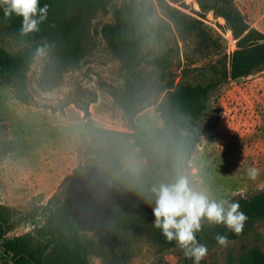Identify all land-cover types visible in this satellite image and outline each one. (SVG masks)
Segmentation results:
<instances>
[{"label":"rangeland","instance_id":"rangeland-1","mask_svg":"<svg viewBox=\"0 0 264 264\" xmlns=\"http://www.w3.org/2000/svg\"><path fill=\"white\" fill-rule=\"evenodd\" d=\"M127 1L115 0L114 4L119 6ZM134 1L141 5L144 33L148 35L141 52L143 63L137 69L148 99L160 100L166 87L176 88L180 82L206 84L211 77L209 66L218 59L215 52L199 46L193 36L182 42L157 0ZM161 1L203 23L212 39L218 34L217 43L225 47L226 57L235 50V40L224 19L213 12H204L199 0ZM235 2L250 27L264 34V0ZM110 21L109 12H100L91 20L83 40V53L73 68H59L51 49L35 56L24 85L27 104L19 102L13 90L0 83V122L7 126L9 138L17 144V150L0 162V204L23 215L44 205L62 179L83 160L79 152L82 142L87 141L83 113L79 110L83 107H88L98 127L131 133L133 138L150 137L162 126L151 106L137 116L138 130L131 132L122 110L113 102V94L122 91L123 80L120 64L100 34L101 26ZM152 25L160 27L159 34H148ZM0 47L10 52L19 48L1 24ZM163 56L169 61L165 67L148 63ZM94 98L96 103L90 104ZM45 105L59 112L53 113ZM194 129L199 143L188 167L178 171V179L185 178L191 187L206 190L213 199L235 201L264 190V70L223 81L207 98L206 110ZM250 168L257 169L255 179L248 176ZM123 171L126 177L142 175L152 171L151 162L136 149L124 161ZM113 203H106L102 214L87 220L79 231L88 246L85 264H193L175 244L155 238L154 223L127 230L125 249L115 239L106 240ZM43 221L44 216L38 214L7 233L4 239L26 233ZM46 242L50 244L51 240ZM206 247L200 264H238L251 249L264 252V217L255 220L250 231L229 241L227 246ZM54 258L51 253L46 255V263L76 264ZM0 264H13L10 255L1 248ZM16 264L28 262L20 260Z\"/></svg>","mask_w":264,"mask_h":264},{"label":"trees","instance_id":"trees-1","mask_svg":"<svg viewBox=\"0 0 264 264\" xmlns=\"http://www.w3.org/2000/svg\"><path fill=\"white\" fill-rule=\"evenodd\" d=\"M114 1L40 0L41 6L48 7L47 18L37 31L27 33L22 30V18L5 16L3 6H0L1 28L19 46L14 52L0 47V83L11 88L19 102H28L23 91L35 56L51 49L59 68L75 67L83 53V40L91 20L100 12H109L111 21L101 26L100 34L118 60L123 80L122 91L113 94V102L122 110L126 127L131 132L138 130L136 118L148 107L154 106L162 121V126L150 137L133 138L131 133L98 127L87 106L79 109L83 113L87 139L79 147L83 160L62 179L44 205L23 215L11 206L0 204V248L10 255L13 264L20 260L28 264H47L46 255L50 253L55 260L65 258V263L69 260L85 264L88 246L81 240L79 231L87 220L102 214L109 201L114 203L105 239H115L125 249L127 230L154 223L152 209L155 204L147 203L140 190L147 192L161 183H174L178 180V171L188 167L199 143L194 126L206 110L209 95L225 80L244 78L264 70V34L250 27L235 0H199L204 12L222 17L230 30L235 50L228 57L225 47L217 43L220 40L218 34L215 40L212 39L203 23L157 0L182 42L193 36L199 46L212 49L218 59L209 66L211 77L206 84L180 82L176 88L166 87V93L160 100H149L137 71L143 63L141 52L148 36L144 33V13L140 3L134 0L119 6ZM160 30L159 26L152 25L148 34L157 35ZM148 63L162 68L169 61L163 56ZM93 103H96V98L90 101ZM44 108L59 112L46 105ZM136 149L151 162L152 171L126 177L124 161ZM16 150L17 144L9 138L7 126L0 122V162ZM235 201L247 215L242 232L237 235L226 231L222 225L206 222L201 224V231L197 234L200 243L218 245L215 240L217 234H226L229 241L238 239L252 229L255 220L264 217V190ZM38 214L44 216L41 226L4 239L7 233ZM153 227L155 238L164 242L166 239L160 230ZM49 240L52 243L46 242ZM238 264H264V252L251 249Z\"/></svg>","mask_w":264,"mask_h":264},{"label":"clouds","instance_id":"clouds-1","mask_svg":"<svg viewBox=\"0 0 264 264\" xmlns=\"http://www.w3.org/2000/svg\"><path fill=\"white\" fill-rule=\"evenodd\" d=\"M5 16L15 15L22 18V30L37 31L47 18V5H40V0H0ZM250 179H255L257 169L248 170ZM147 203L155 204L152 209L154 226L164 238L174 242L186 258L193 264H200L207 247L200 243L197 234L201 231V222L215 226L222 225L226 231L240 234L247 221V215L240 210L238 201L213 199L206 190H195L185 178L174 183H161L147 192L140 190ZM216 243L227 246L226 234H217Z\"/></svg>","mask_w":264,"mask_h":264},{"label":"crops","instance_id":"crops-1","mask_svg":"<svg viewBox=\"0 0 264 264\" xmlns=\"http://www.w3.org/2000/svg\"><path fill=\"white\" fill-rule=\"evenodd\" d=\"M259 31V29H257Z\"/></svg>","mask_w":264,"mask_h":264}]
</instances>
